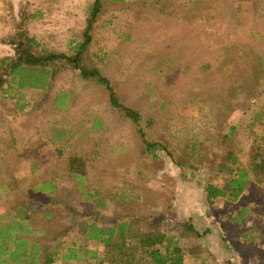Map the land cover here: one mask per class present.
Returning <instances> with one entry per match:
<instances>
[{
  "label": "rangeland",
  "instance_id": "374dc122",
  "mask_svg": "<svg viewBox=\"0 0 264 264\" xmlns=\"http://www.w3.org/2000/svg\"><path fill=\"white\" fill-rule=\"evenodd\" d=\"M0 1L7 30L9 15L37 14L7 40L26 32L38 58L73 56L93 3L18 0L14 9L11 0ZM92 36L81 66L98 69L119 102L139 114L146 138L166 145L174 158L144 154L133 122L110 106L103 86L81 79L70 63L34 72L42 88L5 78L0 186L14 183L9 191L27 198L34 184L54 177L66 196L65 204L51 207L54 219L34 215L35 229L43 231L36 238L60 244L58 252L72 243L103 250L72 228L75 219H94L92 208L77 205L81 185L68 171L73 158L84 163L76 168L86 173L82 189L98 190L105 202L101 223L117 218L139 233L180 236L189 250L185 259L194 264H264V174L237 205L205 199L208 184L222 186L228 177L223 160L230 151L240 167L250 166L251 146L264 127V0H104ZM59 99L66 107L56 106ZM5 191L0 212L12 208ZM68 206L78 211L74 217ZM241 208L244 221L236 222ZM187 220L195 231L184 233Z\"/></svg>",
  "mask_w": 264,
  "mask_h": 264
},
{
  "label": "trees",
  "instance_id": "16d2710c",
  "mask_svg": "<svg viewBox=\"0 0 264 264\" xmlns=\"http://www.w3.org/2000/svg\"><path fill=\"white\" fill-rule=\"evenodd\" d=\"M103 1L93 0L92 5L88 8L84 21L85 27L82 31L83 40L77 45L73 56L49 52L38 58L30 52V48L37 45L32 37H28L26 32H18L20 34L13 35L9 43L14 47V56L0 59V86L5 82V78H19L18 87L42 88L45 82L40 75L35 77L34 72L48 74V68L54 63L63 61L70 63L74 70L78 71L81 79L94 80L103 86L110 106L133 122L141 138L144 154L156 158L157 153L162 152L167 157L174 158L166 145L151 142L146 138V133L140 126L139 114L119 102L109 80L98 69L81 66L82 57L91 46L92 32L102 10ZM108 1L124 2V0ZM39 69L41 70L39 71ZM65 105L62 99L56 103L59 108L66 107ZM255 139L254 146H251L254 151L251 153L248 168L240 167L231 151L225 157L223 165L229 168V173L228 177L224 178V184L222 186L208 184L205 187V199L209 205L217 199L237 205L235 203L248 190L257 174H264V127ZM83 164L80 159L72 158L68 164V171L81 185L79 194L75 197L77 205H82L84 211L87 207L92 208L93 213H90L88 218L89 220L92 217L94 219L87 223H83L79 218L75 219L72 228L83 236L85 242L99 244L103 250L84 249L76 243H72L66 248L63 247L62 252H58L60 244L48 246L36 238L43 231L39 232L35 229V216L41 215L48 220L54 219V210L51 207L66 203L63 199L66 196L62 194L63 187L59 186L58 179L47 177L32 186V193L28 192L27 198L19 197L20 193L15 190L11 194H7L6 197L10 199V202L12 201V208L0 212V264H58V262L78 260L88 261L87 264H185L184 256L189 250L180 243L183 241H180V236L169 234L164 230L162 232L139 233L133 230L128 220L121 221L117 218L110 220L114 221L112 223H101L99 218L102 214L100 213L106 211V205L100 198L98 190L82 189L86 173L84 170L79 171L76 168ZM256 180L260 181V177ZM36 186L38 187L36 188ZM87 204L90 206H86ZM37 206H42V210L36 211L35 207ZM66 210L72 214V217L78 213L73 209V206H68ZM244 212L245 209L241 208L238 215L234 216V220L236 222L244 221ZM183 226L184 233L195 231L190 220H187ZM48 237L54 238L50 232Z\"/></svg>",
  "mask_w": 264,
  "mask_h": 264
},
{
  "label": "crops",
  "instance_id": "0c3cea01",
  "mask_svg": "<svg viewBox=\"0 0 264 264\" xmlns=\"http://www.w3.org/2000/svg\"><path fill=\"white\" fill-rule=\"evenodd\" d=\"M15 3V5H14ZM11 4H12V7L14 5V9H16V6L18 4V0H11ZM2 2L0 1V7L2 6ZM18 7V6H17ZM1 10V8H0ZM37 16V14L33 13V14H23L21 16V18L18 16V14H13V15H9V18H10V23L12 26H10L8 28V30L6 29V26H7V19L5 18V16L2 14V11H0V27H3V29H5V31H0V59L1 58H4V57H13L14 56V47L13 45H11V43H9V40H7L8 36L12 35L13 33H15V30H17V28L21 27L22 24L23 26L25 27L24 24H26L27 21H31V20H34L35 17ZM26 28V27H25ZM29 30V29H28ZM30 32V30H29ZM1 125L0 124V129H1ZM2 152H1V149H0V158H2ZM4 160V158H3ZM18 161V160H17ZM15 162V161H14ZM51 178V177H49ZM13 182V181H11ZM4 185L3 186H0V189L5 191V194L7 195L8 193H12L10 192L9 190L10 189H15L16 185H14V183H8V182H3ZM20 186V184H18V187ZM38 186H36L37 188ZM14 192V191H13ZM4 194V192H3ZM239 202L237 201L235 204H238ZM235 218V217H234ZM233 218V219H234ZM181 243V242H180ZM83 248V247H81ZM85 249V248H84ZM186 256H184V262L185 264H194V261L193 262H187L186 259H185ZM196 257V256H195ZM192 258V257H191ZM79 262H82L84 260H78ZM71 262V261H69ZM63 263H67V262H63Z\"/></svg>",
  "mask_w": 264,
  "mask_h": 264
}]
</instances>
